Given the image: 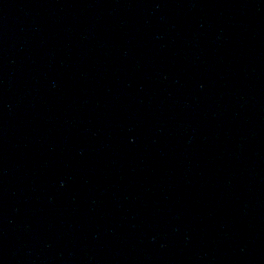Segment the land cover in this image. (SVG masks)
Instances as JSON below:
<instances>
[{
	"label": "water",
	"instance_id": "water-1",
	"mask_svg": "<svg viewBox=\"0 0 264 264\" xmlns=\"http://www.w3.org/2000/svg\"><path fill=\"white\" fill-rule=\"evenodd\" d=\"M200 264H264V0H207Z\"/></svg>",
	"mask_w": 264,
	"mask_h": 264
}]
</instances>
